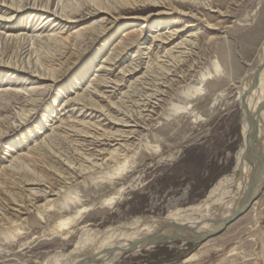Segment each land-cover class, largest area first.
<instances>
[{"label": "rangeland", "instance_id": "1", "mask_svg": "<svg viewBox=\"0 0 264 264\" xmlns=\"http://www.w3.org/2000/svg\"><path fill=\"white\" fill-rule=\"evenodd\" d=\"M163 20L186 31L145 43ZM263 49L264 0H0V264H54L84 234L205 200L234 171ZM98 264H264V188L203 243Z\"/></svg>", "mask_w": 264, "mask_h": 264}, {"label": "bare ground", "instance_id": "2", "mask_svg": "<svg viewBox=\"0 0 264 264\" xmlns=\"http://www.w3.org/2000/svg\"><path fill=\"white\" fill-rule=\"evenodd\" d=\"M190 1L194 4L201 3V0ZM23 7L25 5L17 6L18 9ZM33 9L34 11L41 12V17H44L45 14H50L52 11L50 7H33ZM62 16V13L56 11L51 13L47 18L51 19L55 17L57 18L56 22ZM169 25L167 21L163 20L156 25L153 24L147 27L148 33L145 32L147 33V41L145 43L153 40V42H161L168 46L173 43L176 37H179L182 32L186 31V29L168 30ZM3 69L2 73L5 74L6 72V75H9L13 71L11 76L16 77L20 74V78H27L28 81H31V84L37 83V80L39 83L45 80L44 74H36L33 70L20 71L11 62H7ZM83 71H85V68ZM80 75V72L76 73L72 79H78ZM15 84H18V82H15ZM243 88L241 100L242 146L237 152L233 173L220 179L211 189L207 198L200 204L184 210H175L165 217L166 221L164 222L194 228L195 231L190 233L188 237L190 240L199 241L217 231L224 225V222L236 215L241 208H245L248 205L252 198L260 194V189L264 182V175L261 174V170H264V49L260 69L246 77ZM67 103L75 104L71 99ZM93 112L100 111L93 110ZM87 114V112H82L80 115L87 116ZM117 125L120 126L122 124ZM50 126L52 131L60 128L59 126L55 127V125ZM123 127H127V125H123ZM109 137L110 139L107 140L109 142L121 141L113 137L112 134ZM254 138L258 140L256 146L258 158L256 162L258 164L255 163V166L247 160L246 154ZM104 154L101 152L100 156L102 157ZM210 219H213L214 222H209ZM162 223L160 218L149 216L147 218H137L124 226L110 227L105 231L96 232V234H84L81 237L80 245L70 255H63L57 258L54 264H82L90 254L100 256L105 250L116 246L128 247L133 242L157 233ZM121 254H116L113 257Z\"/></svg>", "mask_w": 264, "mask_h": 264}, {"label": "water", "instance_id": "3", "mask_svg": "<svg viewBox=\"0 0 264 264\" xmlns=\"http://www.w3.org/2000/svg\"><path fill=\"white\" fill-rule=\"evenodd\" d=\"M257 143H258V140L256 138L252 139V142L250 143V147L247 149V153H246L247 160L254 166H255V163L258 164L256 162L258 159L257 154H256ZM261 174L264 175V170H261ZM263 188H264V182L260 189L261 190L260 193L262 192ZM258 196H256L255 198H252L245 208H241L236 215H234L228 221L224 222V225L221 228L211 233L210 235L204 237L202 240L193 241L188 238L190 233H193L195 231L194 228H191L190 226H186V225L180 226L178 224L164 222L166 221L165 218H160V221H162L163 223L161 225V228L158 229L157 233H155L154 235H150L139 241L133 242L128 247H125V248H123L122 246H116L111 249L105 250L103 254L100 256L90 254L82 262V264H98L99 262H103L104 260L106 261L112 258L114 255L119 254V253H123V254L124 253H127V254L141 253L151 248L163 246L165 244L175 242V241H180L183 243H191V244L203 243L207 241L208 239L215 237L218 234L222 233V231L224 230L226 226H228L230 223L238 219L242 214H244V212H246L252 206V204L255 202ZM209 222H214V220L210 219Z\"/></svg>", "mask_w": 264, "mask_h": 264}]
</instances>
